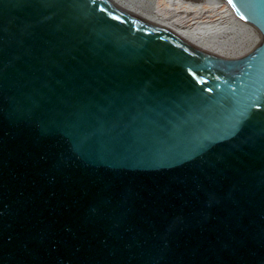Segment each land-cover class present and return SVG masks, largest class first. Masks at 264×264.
Returning <instances> with one entry per match:
<instances>
[{
  "label": "water",
  "instance_id": "1",
  "mask_svg": "<svg viewBox=\"0 0 264 264\" xmlns=\"http://www.w3.org/2000/svg\"><path fill=\"white\" fill-rule=\"evenodd\" d=\"M209 50L108 0H0V264H264V0Z\"/></svg>",
  "mask_w": 264,
  "mask_h": 264
},
{
  "label": "bare ground",
  "instance_id": "2",
  "mask_svg": "<svg viewBox=\"0 0 264 264\" xmlns=\"http://www.w3.org/2000/svg\"><path fill=\"white\" fill-rule=\"evenodd\" d=\"M125 12L147 18L194 45L222 50L250 25L230 4L189 0H108ZM163 1L165 4L162 5Z\"/></svg>",
  "mask_w": 264,
  "mask_h": 264
},
{
  "label": "rangeland",
  "instance_id": "3",
  "mask_svg": "<svg viewBox=\"0 0 264 264\" xmlns=\"http://www.w3.org/2000/svg\"><path fill=\"white\" fill-rule=\"evenodd\" d=\"M165 4V1H163L162 5Z\"/></svg>",
  "mask_w": 264,
  "mask_h": 264
}]
</instances>
